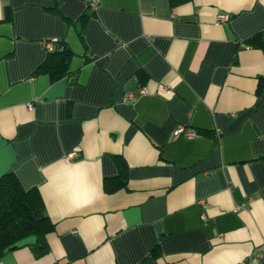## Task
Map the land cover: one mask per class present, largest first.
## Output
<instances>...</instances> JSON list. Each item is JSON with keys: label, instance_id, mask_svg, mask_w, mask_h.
<instances>
[{"label": "crops", "instance_id": "obj_1", "mask_svg": "<svg viewBox=\"0 0 264 264\" xmlns=\"http://www.w3.org/2000/svg\"><path fill=\"white\" fill-rule=\"evenodd\" d=\"M54 38L57 80L35 73ZM7 172L55 230L0 264H264V0H0Z\"/></svg>", "mask_w": 264, "mask_h": 264}, {"label": "trees", "instance_id": "obj_2", "mask_svg": "<svg viewBox=\"0 0 264 264\" xmlns=\"http://www.w3.org/2000/svg\"><path fill=\"white\" fill-rule=\"evenodd\" d=\"M88 16L85 13L81 19L85 21ZM250 41L254 42V39ZM71 56L72 52L66 41L56 39L35 73H47L52 80L68 76ZM197 132L200 133L198 130ZM117 161L119 175L105 180L104 189L107 192L126 186V165L121 159ZM54 230L55 223L46 213L45 202L38 188L25 189L13 172L0 177V259L9 252L28 245H38L41 248L38 255H42L47 250L40 242Z\"/></svg>", "mask_w": 264, "mask_h": 264}, {"label": "built area", "instance_id": "obj_3", "mask_svg": "<svg viewBox=\"0 0 264 264\" xmlns=\"http://www.w3.org/2000/svg\"><path fill=\"white\" fill-rule=\"evenodd\" d=\"M97 5H98V0H91V7L92 8H96ZM229 17H230V15H228L226 13H221L218 16V21L221 22V23H224V22H226L229 19ZM55 40L56 39L54 38V39H51V40L47 41L48 49H52L53 48V42ZM146 92H147L146 88L141 86L136 91L130 92L128 94L126 100L133 102L139 97V95L145 94ZM28 108L32 109L33 108V103H29L28 104ZM179 135H185V136H187L189 138H194V137H196L198 135V132L195 129H188V128H186V126L180 125L174 130V136L176 137V136H179ZM78 156H79V152L78 151H73V152L68 154L67 160L75 159ZM241 208H243V205L236 207L237 210H239ZM75 233H77V232L75 231ZM256 254L258 256H263L264 255V244L257 248ZM243 264H252V261H251L250 258H247L243 262Z\"/></svg>", "mask_w": 264, "mask_h": 264}]
</instances>
